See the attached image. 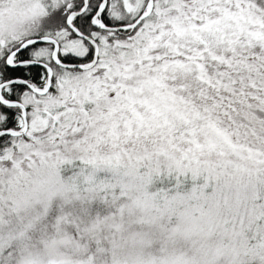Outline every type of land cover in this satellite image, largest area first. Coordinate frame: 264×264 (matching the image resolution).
Listing matches in <instances>:
<instances>
[{"label": "snow or ice", "instance_id": "1", "mask_svg": "<svg viewBox=\"0 0 264 264\" xmlns=\"http://www.w3.org/2000/svg\"><path fill=\"white\" fill-rule=\"evenodd\" d=\"M137 225L264 253V0H0L4 264Z\"/></svg>", "mask_w": 264, "mask_h": 264}, {"label": "clouds", "instance_id": "2", "mask_svg": "<svg viewBox=\"0 0 264 264\" xmlns=\"http://www.w3.org/2000/svg\"><path fill=\"white\" fill-rule=\"evenodd\" d=\"M38 204V200L30 202L28 210L20 213L18 219L23 222V226L26 227ZM218 211L221 216L229 214L228 208L223 205ZM7 224L6 219V234ZM108 235L110 233L105 227L103 238L106 242ZM115 235L117 240L115 250L108 243L107 254L103 258L93 250L88 241L73 239L71 231L50 233L48 238L41 241L40 251L22 244L19 240H13L16 254L9 264H232L234 259L229 252L218 249L215 245L195 249L191 244L162 247L159 237L153 234L152 228L148 225L125 227L122 232ZM95 236L97 239L101 238L99 227ZM180 238H183V234ZM249 260L255 261V264H264V253L257 250ZM5 261H8L7 248L4 254H0V264H4Z\"/></svg>", "mask_w": 264, "mask_h": 264}, {"label": "rangeland", "instance_id": "3", "mask_svg": "<svg viewBox=\"0 0 264 264\" xmlns=\"http://www.w3.org/2000/svg\"><path fill=\"white\" fill-rule=\"evenodd\" d=\"M61 175L66 177V176L70 175V172H62Z\"/></svg>", "mask_w": 264, "mask_h": 264}, {"label": "trees", "instance_id": "4", "mask_svg": "<svg viewBox=\"0 0 264 264\" xmlns=\"http://www.w3.org/2000/svg\"><path fill=\"white\" fill-rule=\"evenodd\" d=\"M67 177V176H66ZM37 210H39V206H37Z\"/></svg>", "mask_w": 264, "mask_h": 264}]
</instances>
